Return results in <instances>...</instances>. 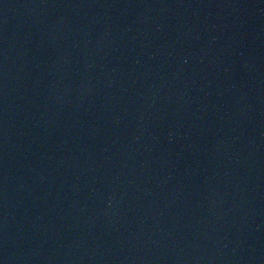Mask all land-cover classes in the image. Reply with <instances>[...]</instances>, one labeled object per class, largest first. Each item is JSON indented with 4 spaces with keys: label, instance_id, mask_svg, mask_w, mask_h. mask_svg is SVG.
<instances>
[{
    "label": "water",
    "instance_id": "1",
    "mask_svg": "<svg viewBox=\"0 0 264 264\" xmlns=\"http://www.w3.org/2000/svg\"><path fill=\"white\" fill-rule=\"evenodd\" d=\"M0 264H264V0H0Z\"/></svg>",
    "mask_w": 264,
    "mask_h": 264
}]
</instances>
